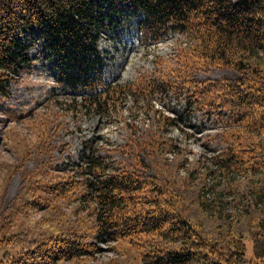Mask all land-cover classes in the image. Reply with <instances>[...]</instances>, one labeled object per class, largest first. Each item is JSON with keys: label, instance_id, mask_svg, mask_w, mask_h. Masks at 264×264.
I'll return each instance as SVG.
<instances>
[{"label": "trees", "instance_id": "trees-1", "mask_svg": "<svg viewBox=\"0 0 264 264\" xmlns=\"http://www.w3.org/2000/svg\"><path fill=\"white\" fill-rule=\"evenodd\" d=\"M125 11L134 15L143 46L171 31L187 37L185 47L198 57L167 65L158 76L140 74L123 84L111 83L98 43L105 21ZM34 25L47 41L57 84L69 90L64 97L72 99L74 110L82 107L104 117L121 111L128 98L154 100L170 94L182 100L183 112H201L223 122L222 149L212 157L215 168L206 173L218 171L226 178L227 190L247 204L250 221L262 231L249 235L242 227L233 229L228 215L212 218L200 194L201 187L207 189L203 182L188 192L163 169L158 170L163 182L138 174L139 168H147L144 161L137 169L120 171L114 164L92 160L87 166L96 172L87 178L86 188L99 205V234L125 240L121 246L140 251L136 256L141 264H264V0H0V95H7L14 75L30 64L29 44L21 33ZM209 64L230 67L241 76L193 78L196 65ZM155 112L165 141L158 143L150 133L149 145L159 151L171 146L165 135L177 126L179 115L176 110L175 116ZM238 172L246 173L248 182H234L232 175ZM44 175L50 178L24 182L12 210H0L4 264H59L97 249L78 222L63 221L56 230L23 227L32 208L50 206L57 211L54 205L67 193L54 176ZM245 238L252 251L247 261Z\"/></svg>", "mask_w": 264, "mask_h": 264}, {"label": "rangeland", "instance_id": "rangeland-1", "mask_svg": "<svg viewBox=\"0 0 264 264\" xmlns=\"http://www.w3.org/2000/svg\"><path fill=\"white\" fill-rule=\"evenodd\" d=\"M111 17L112 21H105L98 43L106 61V78L111 83L123 84L140 74L156 76L167 65L198 57L185 47V40L189 39L181 34L170 31L145 47L139 43L131 12ZM21 37L28 41L30 64L14 75L7 95H0V210L5 213L19 204L16 199L24 182L45 181L50 178L45 173L61 182L67 193L57 205L53 204L57 211L50 206L34 207L26 215L23 227L56 230L63 221L78 222L86 227L88 240L97 249L79 260L59 264H141L136 256L140 251H130L121 246L125 240L101 236L97 230L99 205L86 188L87 178H93L96 172L87 166L92 160L114 164L120 171L137 169L144 161L147 168H139L138 174L158 183L159 178L162 181L158 170L163 169L180 180L188 192L203 182L207 189L201 187L200 194L205 197L204 206L212 218L228 215L227 222L233 229L242 227L249 235L255 229L261 231L255 221H250L253 215L247 212V204L237 202L227 190L226 178L218 171L206 173L207 168H215L212 157L222 149L223 122L201 112H183L182 100L170 94L156 95L154 100L128 98L121 111H109L104 117L95 111L88 114L82 107L74 110L72 99L64 97L69 90L57 84L55 62L50 58L46 39L40 37V28L34 25L31 30L25 29ZM192 73L196 80L206 81L241 76L235 69L211 64L196 65ZM51 94L61 99L50 98ZM155 109L172 116L176 110L179 115L177 126L169 128L165 135L171 146L160 147L159 151L151 150L149 145L150 133L158 143L165 141L157 127ZM164 148L170 149L163 151ZM232 176L234 182H248L244 172ZM245 239L247 261L252 251L249 239Z\"/></svg>", "mask_w": 264, "mask_h": 264}]
</instances>
